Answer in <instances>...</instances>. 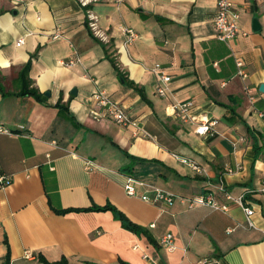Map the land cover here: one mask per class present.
<instances>
[{"label":"crops","instance_id":"1","mask_svg":"<svg viewBox=\"0 0 264 264\" xmlns=\"http://www.w3.org/2000/svg\"><path fill=\"white\" fill-rule=\"evenodd\" d=\"M90 8L108 43L92 34L77 0H0V125L13 133H0V175L11 179L0 188V264L7 255L11 264H38L27 251L52 264H264V0H236L244 34L231 43L218 39L217 0H98ZM125 28L138 35L132 44ZM157 65L171 77L166 97ZM99 90L153 138L94 118ZM186 101L218 120L216 132L200 136L171 114ZM127 176L184 198L213 197L228 210L130 197ZM221 187L243 197L255 227ZM107 205L144 231L93 210ZM167 233L173 252L159 245Z\"/></svg>","mask_w":264,"mask_h":264},{"label":"built area","instance_id":"2","mask_svg":"<svg viewBox=\"0 0 264 264\" xmlns=\"http://www.w3.org/2000/svg\"><path fill=\"white\" fill-rule=\"evenodd\" d=\"M82 7L88 8L87 17H88V26L92 34L101 40L102 42L108 43V35L103 32L98 24V17L95 15L94 11L90 8L98 0H77ZM123 2L124 0H118ZM236 0H217V12L214 20V25L218 32V39L225 42L231 43L239 35L244 34L239 25L240 15L235 11ZM125 35L127 36L126 44H132L138 37L137 33L131 28L124 29ZM24 39H20L17 43L18 46L24 44ZM74 62L71 61L68 65H73ZM238 74L242 78H247L248 74L245 70V65L242 61H237ZM156 73L160 77L161 86L158 89V94L161 97H166L170 93L169 83L171 77L164 71V69L157 65L155 68ZM249 91V89H248ZM95 105L99 107V110L93 109L92 114L96 119L109 118L121 125L122 127L134 126L137 134H142L145 138H153L144 128L139 125L138 121L132 119L127 115L125 110L119 105V103L113 101L108 93L104 90H99L92 95ZM177 119L182 122H192L196 127V133L200 136L213 134L216 132V127L218 125V120L210 119L205 114H197L194 112V103L192 101H186L183 103H176L172 107V113ZM0 133L12 135L13 133L3 126L0 125ZM183 162L188 163L196 172H202V169L199 165L191 162L187 159H182ZM94 166L91 162L87 163V169H91ZM239 168V167H238ZM240 169V168H239ZM234 170L230 169L228 172L232 173ZM11 183L10 177L6 175H0V188H4ZM221 191L226 192V198L228 200L235 201L241 205L247 216V223L249 227H255V224L252 220L254 215V210L251 207L244 206L243 197L239 199H234L224 187L220 188ZM124 190L126 194L130 197H139L143 201L151 204H167L172 205L176 201L186 204L189 208H194L198 206H208L216 210H228V205L221 204L219 201L213 197L198 196L194 198H184L178 195H174L164 189L153 187L147 184L144 181L138 180L132 176L126 177V183L124 184ZM154 227V225H153ZM159 245L170 252L177 250L175 245L174 236L170 233L164 235L160 241ZM25 259L28 261H36L38 255L27 251L25 253ZM202 264H209V261L206 259L202 261Z\"/></svg>","mask_w":264,"mask_h":264},{"label":"trees","instance_id":"3","mask_svg":"<svg viewBox=\"0 0 264 264\" xmlns=\"http://www.w3.org/2000/svg\"><path fill=\"white\" fill-rule=\"evenodd\" d=\"M29 68H30V65L28 64L24 69H23V72H22V76L26 77L28 72H29ZM29 83V82H27ZM29 85V84H28ZM24 94H28L32 97H34L37 101H40V102H44V95H42L38 90H35V89H30L29 87H26L25 88V91H24ZM59 107H62L61 103H58ZM63 111L66 109V107H62ZM69 117L72 118V116L70 114H68ZM95 211H99V212H105V211H112L114 216L116 218H118L122 223L123 225L134 231V232H142L144 231L141 227L133 224L121 211H119L116 207L112 206V205H107L105 207H98V206H95L94 209ZM73 210H64V211H58L59 213H68V212H71ZM38 264H52V263H49L43 256H38V261H37ZM65 263V261H64ZM5 264H11V261H10V256L7 255L6 257V260H5ZM56 264V263H54Z\"/></svg>","mask_w":264,"mask_h":264},{"label":"water","instance_id":"4","mask_svg":"<svg viewBox=\"0 0 264 264\" xmlns=\"http://www.w3.org/2000/svg\"><path fill=\"white\" fill-rule=\"evenodd\" d=\"M260 29V24L257 19L254 20V30H259ZM260 90L264 93V84L261 85ZM49 96L50 94L47 93Z\"/></svg>","mask_w":264,"mask_h":264}]
</instances>
